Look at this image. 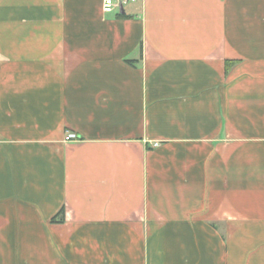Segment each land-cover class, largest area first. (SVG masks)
<instances>
[{
    "label": "crops",
    "instance_id": "1",
    "mask_svg": "<svg viewBox=\"0 0 264 264\" xmlns=\"http://www.w3.org/2000/svg\"><path fill=\"white\" fill-rule=\"evenodd\" d=\"M103 4L0 0V264H264V0Z\"/></svg>",
    "mask_w": 264,
    "mask_h": 264
},
{
    "label": "built area",
    "instance_id": "2",
    "mask_svg": "<svg viewBox=\"0 0 264 264\" xmlns=\"http://www.w3.org/2000/svg\"><path fill=\"white\" fill-rule=\"evenodd\" d=\"M143 0H104L103 9L105 13H114L120 11L123 7L131 3H138ZM67 141L78 140V135L74 133H67ZM156 147L158 144L155 145Z\"/></svg>",
    "mask_w": 264,
    "mask_h": 264
},
{
    "label": "trees",
    "instance_id": "3",
    "mask_svg": "<svg viewBox=\"0 0 264 264\" xmlns=\"http://www.w3.org/2000/svg\"><path fill=\"white\" fill-rule=\"evenodd\" d=\"M121 16H122V15H121ZM130 63H133V62H130ZM55 221H57V219H56V218H54V219H53V222H55ZM61 222H62V221H61Z\"/></svg>",
    "mask_w": 264,
    "mask_h": 264
},
{
    "label": "water",
    "instance_id": "4",
    "mask_svg": "<svg viewBox=\"0 0 264 264\" xmlns=\"http://www.w3.org/2000/svg\"><path fill=\"white\" fill-rule=\"evenodd\" d=\"M121 10L123 11V8Z\"/></svg>",
    "mask_w": 264,
    "mask_h": 264
},
{
    "label": "rangeland",
    "instance_id": "5",
    "mask_svg": "<svg viewBox=\"0 0 264 264\" xmlns=\"http://www.w3.org/2000/svg\"><path fill=\"white\" fill-rule=\"evenodd\" d=\"M128 7V6H127Z\"/></svg>",
    "mask_w": 264,
    "mask_h": 264
}]
</instances>
